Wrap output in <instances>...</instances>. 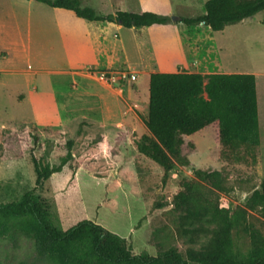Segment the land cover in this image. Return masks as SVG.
Listing matches in <instances>:
<instances>
[{
  "label": "rangeland",
  "instance_id": "1",
  "mask_svg": "<svg viewBox=\"0 0 264 264\" xmlns=\"http://www.w3.org/2000/svg\"><path fill=\"white\" fill-rule=\"evenodd\" d=\"M10 1L14 0H0V34L5 32L6 20L13 11ZM15 1L19 3L15 12L22 23L25 13L33 10V14L37 13L36 20H41L49 32H57L58 27L67 32L77 20L65 11L55 12L41 5L36 12L38 4ZM207 1L81 0L82 7H90L98 15L117 10L148 11L170 18L165 26L122 28L115 32L123 41L127 63L123 64L124 58L119 55V61L106 70L104 67V70H87L107 94L86 79L43 73L31 79V85H38L41 80L40 93L45 100L35 112L28 104L16 101V95L27 93L25 79H0V204L17 201L35 188L32 159L57 166L66 154V143L72 142L69 164L35 191L60 230L88 220L126 239L135 255L155 257L175 248L184 256L187 248L202 250L215 226L204 222L190 224L184 227L189 233L183 235L179 213L170 205L180 190L179 183L192 180L195 169L219 171L226 189L225 193H218L195 181V192L221 208L245 209L250 195L264 181V142L255 151L247 152L242 147L236 153L239 161L225 162L217 157L220 148L212 132L203 131L190 138L195 147L188 157L190 167L184 170L174 164L167 175L136 147L142 138L151 139L143 123L151 73L213 72L215 63L211 61L215 53L207 50L219 45L227 49L232 36L246 39L238 41L232 54L228 49L222 56L219 54L222 63L233 68L252 61L264 64V12L242 25L229 26L224 32H210L203 25L187 28L179 23V18L203 15ZM172 17L178 19L171 21ZM104 26L97 24L96 28L103 30ZM72 41L75 42L67 34H44L41 39L33 40L32 54L46 62L47 69H65L77 54ZM194 56L198 62H185ZM15 65H19L17 59ZM114 96L119 99L115 100ZM160 205L163 208L159 209ZM246 212L247 224L264 241V220L257 212ZM232 239L235 252L243 256L250 252V240L245 233L234 232ZM0 264H40L32 238L15 230L0 235Z\"/></svg>",
  "mask_w": 264,
  "mask_h": 264
},
{
  "label": "trees",
  "instance_id": "2",
  "mask_svg": "<svg viewBox=\"0 0 264 264\" xmlns=\"http://www.w3.org/2000/svg\"><path fill=\"white\" fill-rule=\"evenodd\" d=\"M29 1V0H28ZM51 9L64 10L87 22L114 24L125 29L165 26L170 18L148 11H115L98 15L81 0H31ZM204 14L179 18L187 28L203 25L212 32L241 23L264 11V0H208ZM144 126L151 139L142 138L137 151L159 165L167 175L174 164L190 167L188 157L195 152L191 137L209 130L220 148L217 157L225 162L239 161L237 151L247 152L260 145L255 77L251 74L201 75L187 72L149 75V102ZM73 143L57 166L32 159L35 188L17 201L0 204V235L15 230L34 241L40 264H264V241L246 222L247 210L264 220V181L246 202L245 209L231 211L194 191L199 181L218 193H225L224 178L217 170L195 169L192 180L179 183L180 190L170 205L179 213L183 235L187 225L204 222L214 225L209 243L199 251L169 248L155 257L135 255L126 239L88 220L63 231L54 224L48 207L36 195L52 175L61 173L72 160ZM254 156V155H252ZM159 209L163 205L158 206ZM245 233L251 245L243 256L233 250L234 232Z\"/></svg>",
  "mask_w": 264,
  "mask_h": 264
},
{
  "label": "crops",
  "instance_id": "3",
  "mask_svg": "<svg viewBox=\"0 0 264 264\" xmlns=\"http://www.w3.org/2000/svg\"><path fill=\"white\" fill-rule=\"evenodd\" d=\"M27 1L28 4H33L34 1ZM11 3V4H10ZM36 3V2H34ZM8 4L13 8L10 13V19H7V24L4 26L5 32L0 34V40L2 39V44L0 45V79L9 80L13 77H22L27 83V93H19L16 95V101L21 104H28L35 112L39 110L40 106H43L45 100L40 91L42 89L41 80L39 79L38 85L32 83V77L46 73H56L59 75L71 76L73 78L86 79L97 84L102 90L107 94V90L104 89L101 83L95 81L91 78L87 70L89 69H106L115 65L119 60V55L123 56L124 63H127V55L125 53V47L120 35L116 36L115 32L119 33L122 27L114 24H102L105 25L103 30L97 29L96 25L101 23L87 22L82 19L77 18L74 13L73 18H77L74 21V25L67 28V32H62V27H58L57 32L47 31L46 26L42 24L41 20H36L37 13L33 14V10L28 11L24 15L23 23L20 21L19 14L15 12L17 3L15 0L8 2ZM35 11H40L41 5L44 4L36 3ZM31 6V5H30ZM46 6V5H45ZM48 7V6H47ZM51 9V8H50ZM56 11H64L53 9ZM264 12V11H263ZM71 19V18H70ZM69 19V20H70ZM79 19V20H78ZM247 19L241 23L235 25H242L245 22L251 20ZM72 20V19H71ZM47 21V20H46ZM45 21V22H46ZM82 21V22H81ZM83 23V24H81ZM23 25V27H22ZM233 26V25H230ZM229 26L225 27L222 31L224 32ZM208 29V28H207ZM210 32L211 30L208 29ZM55 34L64 36H72L75 42H73V50L75 48L76 57L73 58L71 62H67V68L65 69H47L45 65L46 62H42L40 58L32 54V42L33 40L41 39L42 35ZM112 38V40H111ZM228 52L234 50L238 44V41L245 40L244 36H232ZM212 48V47H211ZM226 48L220 45L212 50H207L208 52L215 53L214 59L211 61L215 63L212 66L213 72L207 71L206 73H201L197 71H184L187 73L201 74L203 76L210 74H251L255 77L256 85V99H257V113H258V124H259V136L260 144L264 142V64L261 66L257 64L256 61H252L250 64H238V68H233L231 64L222 63L219 54H223ZM19 61V65H15V60ZM102 59V61H101ZM120 59V58H119ZM79 60V61H78ZM197 61V56L193 58H188L185 62ZM201 62V61H200ZM208 66H206L207 68ZM104 70V69H102ZM101 71H97L100 73ZM160 73V72H157ZM153 74V73H151ZM40 88V90H39ZM109 93V92H108ZM109 96V95H108ZM110 97V96H109ZM115 100H118V96H114ZM111 101L106 102V111L109 114L108 105ZM260 146V145H259Z\"/></svg>",
  "mask_w": 264,
  "mask_h": 264
},
{
  "label": "water",
  "instance_id": "4",
  "mask_svg": "<svg viewBox=\"0 0 264 264\" xmlns=\"http://www.w3.org/2000/svg\"><path fill=\"white\" fill-rule=\"evenodd\" d=\"M178 18L177 17H172L171 21H176Z\"/></svg>",
  "mask_w": 264,
  "mask_h": 264
}]
</instances>
